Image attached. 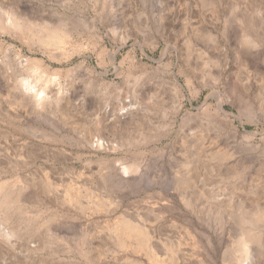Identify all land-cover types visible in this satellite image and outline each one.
<instances>
[{
	"label": "rangeland",
	"instance_id": "rangeland-1",
	"mask_svg": "<svg viewBox=\"0 0 264 264\" xmlns=\"http://www.w3.org/2000/svg\"><path fill=\"white\" fill-rule=\"evenodd\" d=\"M20 4L78 29L61 63L1 30L0 57L13 44L61 84L72 68L83 105L39 120L0 112V146L37 147L20 154L22 178L0 177L32 185L20 212L0 209L14 233L0 232V264H264V218L242 220L264 212V0Z\"/></svg>",
	"mask_w": 264,
	"mask_h": 264
},
{
	"label": "bare ground",
	"instance_id": "bare-ground-1",
	"mask_svg": "<svg viewBox=\"0 0 264 264\" xmlns=\"http://www.w3.org/2000/svg\"><path fill=\"white\" fill-rule=\"evenodd\" d=\"M28 12L29 10L20 4V0H16L14 3L0 0V30L12 36L13 39L21 41L30 53L38 50L43 54L45 53L50 60L61 63V56L67 54V43L71 41L74 33L78 29L79 23L77 21H68L64 17L55 22L50 18L45 19L43 17L31 16ZM243 40L252 47L258 45V41L256 42L252 37L246 34ZM3 53L4 54L0 57V112L19 118L23 116H38L37 118L39 120V116L42 118L41 116H43V114L66 117L81 108L83 101L80 100L81 102H76L74 100L75 102H72L71 98L74 93L72 68L67 69L65 82L61 84L59 82L60 71L54 69L52 72L48 73L47 70L49 67L42 59L31 56L25 57L22 54V50L17 49L13 44L6 45ZM125 109L126 111L124 110V112L127 113L125 115L131 118L137 113L136 111H138L136 104H134V106L130 105V107ZM104 111H106V107ZM34 120L36 119L34 118ZM25 132L28 133V135H36L34 129H26L24 130V133ZM23 135V133H20L19 137H23ZM14 140L15 138L11 141ZM15 141L16 144L11 142L9 145V143L5 142V145L0 146V177L5 176L8 171L15 169L18 170L16 178H22L21 163L24 162V159L20 154L27 156L31 153L33 148H37L35 146L27 147L26 142H18L17 139ZM96 141L99 145L103 143L102 140L99 139ZM22 149L26 152V155L21 152ZM17 151L19 153H17ZM124 169L127 170V167H124ZM23 180L24 179H21L18 183L16 182L11 186L5 182H0V209L4 208L6 210L13 208L16 209L17 212H20V208L14 204L17 205L21 203L20 201L22 199H26L32 189V185L26 180ZM43 188H50L52 191H55L56 184L47 179L43 182ZM29 199L30 198H28V200ZM251 214L250 217L242 219L243 223L247 222L248 225H256L264 218L263 211H254V213ZM3 219L4 222L2 223L6 225L7 221L10 219V215L7 211ZM245 230L247 231L246 228ZM1 231L6 236L14 235L13 231L5 230L2 227L0 228V232ZM144 232L148 234V231L146 232L145 230ZM144 232H142V235H145ZM249 240L257 243L259 237L257 235H249ZM240 243V258L243 261L249 257L247 250L248 245L246 239L241 240Z\"/></svg>",
	"mask_w": 264,
	"mask_h": 264
}]
</instances>
